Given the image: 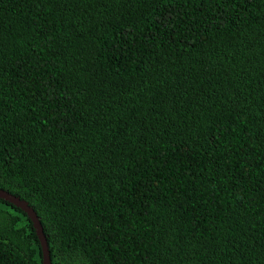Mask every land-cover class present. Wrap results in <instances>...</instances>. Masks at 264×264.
Masks as SVG:
<instances>
[{
    "label": "trees",
    "instance_id": "trees-1",
    "mask_svg": "<svg viewBox=\"0 0 264 264\" xmlns=\"http://www.w3.org/2000/svg\"><path fill=\"white\" fill-rule=\"evenodd\" d=\"M0 188L51 264H264V0H0Z\"/></svg>",
    "mask_w": 264,
    "mask_h": 264
},
{
    "label": "water",
    "instance_id": "water-1",
    "mask_svg": "<svg viewBox=\"0 0 264 264\" xmlns=\"http://www.w3.org/2000/svg\"><path fill=\"white\" fill-rule=\"evenodd\" d=\"M0 198L6 199L14 205L20 207L25 212L26 216L32 221V225L35 228V233L41 249L42 264H50L48 243L45 237V233L43 232L39 216L35 213L33 208L27 203L24 198H21L2 188H0Z\"/></svg>",
    "mask_w": 264,
    "mask_h": 264
},
{
    "label": "clouds",
    "instance_id": "clouds-1",
    "mask_svg": "<svg viewBox=\"0 0 264 264\" xmlns=\"http://www.w3.org/2000/svg\"><path fill=\"white\" fill-rule=\"evenodd\" d=\"M41 264H42V258H41ZM51 264V263H50Z\"/></svg>",
    "mask_w": 264,
    "mask_h": 264
}]
</instances>
